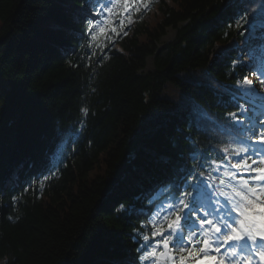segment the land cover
I'll return each instance as SVG.
<instances>
[{"label": "trees", "instance_id": "1", "mask_svg": "<svg viewBox=\"0 0 264 264\" xmlns=\"http://www.w3.org/2000/svg\"><path fill=\"white\" fill-rule=\"evenodd\" d=\"M60 1L0 0V264H113L134 253L143 192L177 183L205 142L172 96L220 115L219 96L202 80L230 79L221 52L237 36L228 0H156L94 64L57 29L79 30ZM57 146L66 157L50 184L17 194Z\"/></svg>", "mask_w": 264, "mask_h": 264}, {"label": "snow or ice", "instance_id": "2", "mask_svg": "<svg viewBox=\"0 0 264 264\" xmlns=\"http://www.w3.org/2000/svg\"><path fill=\"white\" fill-rule=\"evenodd\" d=\"M89 5L91 18L82 17L86 24L80 48L85 60L95 58L94 64L105 58L113 37L127 34L126 21L141 6L147 10L150 0H89ZM237 83L253 85L247 77ZM80 111L83 129L90 112L87 103ZM228 115L243 123L236 112ZM230 141L197 158L177 178L175 195L166 196L167 202L155 205L134 228L143 241L136 247L139 255L121 254L113 264H253L254 258L264 264V121L259 129L250 123L233 130ZM124 208L121 204L117 211Z\"/></svg>", "mask_w": 264, "mask_h": 264}, {"label": "rangeland", "instance_id": "3", "mask_svg": "<svg viewBox=\"0 0 264 264\" xmlns=\"http://www.w3.org/2000/svg\"><path fill=\"white\" fill-rule=\"evenodd\" d=\"M174 37V31L173 30H168L167 35L163 38L164 42L172 40ZM152 67V59L147 60V70H150Z\"/></svg>", "mask_w": 264, "mask_h": 264}]
</instances>
